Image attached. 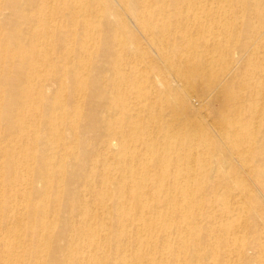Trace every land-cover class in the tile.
I'll return each mask as SVG.
<instances>
[{
    "label": "bare ground",
    "instance_id": "1",
    "mask_svg": "<svg viewBox=\"0 0 264 264\" xmlns=\"http://www.w3.org/2000/svg\"><path fill=\"white\" fill-rule=\"evenodd\" d=\"M61 1L91 19L0 0V264H264V0ZM122 15L148 45L116 36ZM161 65L200 67L199 95L253 185L224 155L188 172L194 152L221 150L165 100Z\"/></svg>",
    "mask_w": 264,
    "mask_h": 264
},
{
    "label": "rangeland",
    "instance_id": "2",
    "mask_svg": "<svg viewBox=\"0 0 264 264\" xmlns=\"http://www.w3.org/2000/svg\"><path fill=\"white\" fill-rule=\"evenodd\" d=\"M59 10L61 12L65 13V14H68V16H72L73 19H75V17H74V15L76 14L75 12H77L79 14H83V16L80 17L79 20H78L80 22H86V21H88V19H91V17H92L91 16L92 13L90 11L87 12V11L79 10V9H76L73 12L70 11V9H68L65 6V4L62 3L61 0H59ZM121 18H122V20H124L123 22L127 26L125 27V25L122 23V25L119 27V29H117L116 36L117 37H120L122 35H125V33L127 32V30L130 29L131 31H134V32L137 33L138 37L140 38L141 43H144L145 45H148L147 43L149 42V39L143 34V32L141 30H139V29L134 28L133 25L128 21V19L125 16L122 15ZM203 19H201L200 22H201V24H203L202 26L204 28H206V29L207 28H211L214 25V21H213L214 19L213 20L211 18L208 19L207 17H204ZM44 24H45V22L43 23V26H45ZM46 24H47V26L51 27L52 24H53V22L50 19V20L47 21ZM220 24H222V21L220 22ZM51 35H52V32H50L49 34H47L45 36L42 35L41 37L38 38V40H37V50H34V54H37L38 55V54L47 52L46 49L47 48H50L48 45H50L49 43H51V40H50L51 39ZM91 35H93V34H91ZM91 35H89V36H91ZM90 38H89L90 39V42L89 43H96L99 40V38H98L97 35L91 36ZM70 47H71V43L66 46L65 50L66 49H69ZM198 53H200V52H198ZM198 53H196V54H198ZM198 55H201V54H198ZM117 57H119V56H117ZM234 57L237 59L238 58V55L235 54ZM189 58H192V57H190V55H189V56L185 57L184 59L182 58V60L181 61L179 60V61L183 64V62H185V59L189 60ZM36 60L42 61L41 58H36ZM33 63H31V64H33ZM161 64H162V62H161ZM34 65H35V68H38V69H42V70H44V69L46 70L47 69L44 66V63H38L37 61H35V64ZM162 65H161V67L163 69L164 77L166 79H161V82H163V83H161V89L163 90V92H166L169 89L168 90L169 92L167 91V93H174V95H173L174 98H172V100H171V96H170V100H168L167 95H166L165 100L170 101L172 103H175L176 106L180 110H182V111L185 110V108H186V110L190 111L192 113V117L188 118V120L186 122L187 123V125H186L187 126V129L189 131H191V129H195V127H197V126H199L201 124L204 125L203 127L206 126L205 129H206V133L207 134H206V136L204 138L205 145L211 151L213 150V147L215 145L219 147V150H221V155H219L217 153H213V154L207 155L206 157H203V154H200L199 151L196 152V153L194 152L193 159L194 158L195 159L194 160L192 159V161H193L192 164L190 166H188V168H187L188 172L191 171L190 173L192 175H194V177H198V176L204 175V173L202 172V171H204V168H203L204 165L206 163H208L209 161H212V160L213 161L216 160L217 162H220L222 160V156L224 155V157H225L224 162L227 163L226 167H230L231 165H233V167L235 168V170L240 174L239 176H242L243 178L245 177V179H247L248 182L253 185V183H254L253 181L254 180L252 179V174H251L250 170L246 169V166L244 165V163L241 161V159H239L240 157H239L238 153L236 154V152L234 151V149L232 148V146L229 144V142L226 141L223 138L222 131H220V129H218L215 126V123H213L212 118L214 116V110L212 109L211 106H209L206 103V101L204 99L205 98L204 97L205 95L204 96L201 95L202 93H204V91H206L207 89H209L211 85L210 84H207L206 81L200 80L199 74L201 73V70L198 69L200 67L195 65V66H192L190 69L189 68L187 69L186 67L182 66L184 68L183 69V72L186 71V70H188L190 72V74L192 73V74L195 75V76L193 75V77H192V75H190L188 73L186 74L187 71L184 72L185 75H186V77H188L187 75H190V77H188V80L189 81H187L186 79L183 80V76H185V75H183L182 72H181L182 75H180L181 73L178 74L177 72H175V70L172 69L173 70L172 71L171 68L170 69L167 68V67H164L163 68L164 65L163 66ZM192 68L194 70H192ZM253 71H255V69H253ZM173 73H175L176 75H173ZM203 74H205L204 71H203ZM179 77L182 78V80ZM197 79H199V80H197ZM177 80L180 81V82H178ZM182 81H184L183 82L184 84L182 83ZM200 83H202V85ZM185 85H186V87L189 86V85L190 86L186 88V87H184ZM194 87L197 89L196 91H195V89H193ZM204 87H205V89H204ZM176 88H177V90H176ZM186 89H188V90H186ZM181 90H182V92H181ZM176 91H178L179 93H177ZM199 91H203L202 93H200L201 96L199 95ZM214 107H216V105ZM211 123H212V125L214 124L213 126L216 129L213 128V126L211 125ZM207 126H208V130H207ZM201 134H202V137H203V133H201ZM197 145H199V144L197 143ZM0 148H1V145H0ZM185 159H183V162H186ZM17 165H19L18 162L15 163V167H17ZM91 173H92V171H90V175H91ZM169 176L170 177L173 176V172L171 170H170ZM163 179H165V178H163ZM233 179H234V177H233ZM84 181H86V180H82L81 182L84 183ZM0 182H1V179H0ZM112 187H114V186H112ZM2 204H5V203H0V205H2ZM66 217H67L68 223H70L71 225L72 224H76V220L73 219V218H70L69 214L66 213ZM85 224L92 225L90 223H85ZM87 225H85V226H87ZM82 226L83 227H81V230L85 227L84 225H82ZM20 236H21L20 239L21 238H25V240H27V237H25L24 234H22ZM71 237H72V233H69V239ZM91 239H92V237H86L85 238V240H86L85 243L89 242V240H91ZM98 244H99V247L100 248L102 246H104V249L106 251V247H107V244L106 243L99 242ZM156 255L158 256L159 254H156Z\"/></svg>",
    "mask_w": 264,
    "mask_h": 264
}]
</instances>
